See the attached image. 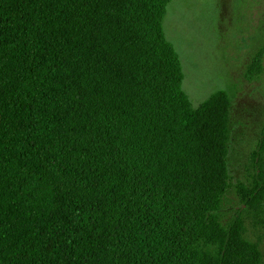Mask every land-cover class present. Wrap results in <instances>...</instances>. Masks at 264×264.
<instances>
[{"label":"trees","instance_id":"obj_1","mask_svg":"<svg viewBox=\"0 0 264 264\" xmlns=\"http://www.w3.org/2000/svg\"><path fill=\"white\" fill-rule=\"evenodd\" d=\"M169 2L0 0V264L260 263L240 213L215 215L230 99L192 108ZM263 156L264 130L245 207Z\"/></svg>","mask_w":264,"mask_h":264},{"label":"rangeland","instance_id":"obj_2","mask_svg":"<svg viewBox=\"0 0 264 264\" xmlns=\"http://www.w3.org/2000/svg\"><path fill=\"white\" fill-rule=\"evenodd\" d=\"M163 30L179 56L182 89L192 108L217 91L230 99L229 186L215 215L226 226L240 213L244 238L257 245L259 264H264V202L258 207L242 202L253 182L264 130V59L258 77H247L252 58L264 45V0H170ZM261 163L264 172V156Z\"/></svg>","mask_w":264,"mask_h":264}]
</instances>
